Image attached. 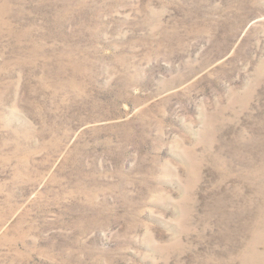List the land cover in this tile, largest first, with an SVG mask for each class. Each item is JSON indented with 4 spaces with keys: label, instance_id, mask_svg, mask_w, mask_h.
<instances>
[{
    "label": "rangeland",
    "instance_id": "rangeland-1",
    "mask_svg": "<svg viewBox=\"0 0 264 264\" xmlns=\"http://www.w3.org/2000/svg\"><path fill=\"white\" fill-rule=\"evenodd\" d=\"M0 264H264V0H0Z\"/></svg>",
    "mask_w": 264,
    "mask_h": 264
}]
</instances>
